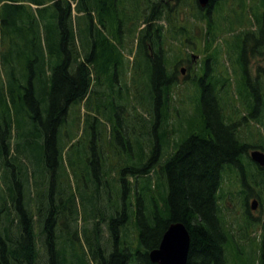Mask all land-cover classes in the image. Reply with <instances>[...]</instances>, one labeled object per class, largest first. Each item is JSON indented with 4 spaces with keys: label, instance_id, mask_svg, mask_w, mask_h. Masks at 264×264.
Wrapping results in <instances>:
<instances>
[{
    "label": "trees",
    "instance_id": "trees-1",
    "mask_svg": "<svg viewBox=\"0 0 264 264\" xmlns=\"http://www.w3.org/2000/svg\"><path fill=\"white\" fill-rule=\"evenodd\" d=\"M91 1L77 0L76 6H73V0H35L32 3L37 7L34 8L19 0H0V50L7 44H9V50L14 53L22 52L24 47L27 50L25 64L22 59L17 62L15 56L11 59H7L5 54L0 56V67L4 74L8 76L11 70L12 83L6 89L13 96V102L16 104V108L9 106L3 96L6 92L0 86V120L3 123V125L0 123V167L4 168L3 179L6 184L5 188L0 187V264H36L39 253L33 212L28 209V202L24 200L20 179H18L20 185L18 196L12 192L11 170L16 163L12 153V126L18 112L24 110L25 103L30 104L29 95L31 98L48 101L47 122L41 120L38 109L33 115L25 112V121L30 119L32 126L34 124L44 126V133L32 132L27 136L28 139L31 138L32 144L42 148V164L44 165L46 159L47 168L55 172V166L59 159H62L58 127L66 120L70 105L86 97L91 81L90 65L98 66V58L100 62L106 59L108 62L117 60L118 56L113 43L107 37L98 40L103 47L102 52L97 51L98 41L95 40L90 52L86 47L82 48L84 51L79 52L76 47L71 21L72 13L76 9L78 13L87 14L90 21L88 25H94L89 8ZM129 1L137 7L136 18L140 19L139 2L142 0ZM226 1L228 0H210L209 7L216 3L215 12L218 13L216 17H226L223 14L225 12L220 13L221 6ZM95 2L101 9L111 11L114 21L116 20L118 24L116 32L122 34L119 12L123 13L121 17L123 20L124 11H121L120 7L124 9L126 1L95 0ZM49 7L54 10L49 17L44 18L49 21L44 28L49 32L47 47V53L50 56L49 64L54 67L48 72L43 65L47 58L38 50L40 37L38 18L42 11ZM164 11L162 5H155L149 13L146 12L148 14L142 15L143 24H145L142 31L146 32L142 42L147 48L148 40L151 44L152 41L162 38L163 25L158 24L157 21L164 17ZM131 18L132 16L128 14L126 22H129ZM210 19L207 34L201 37L206 39L208 47L220 37L222 30L227 31L225 26L217 31L213 23L215 20H212V17ZM213 19L216 18L213 17ZM100 21L105 26L103 18ZM233 30L228 29V31ZM33 43L37 44V49ZM30 45H35L34 50ZM207 46L204 50L206 59H211L209 64L211 66L212 63H217L215 59L220 52L217 50L209 52L210 49ZM146 55L153 62L150 95L156 102L154 108L156 125L165 124L169 119L173 87L177 82L172 77L173 74L169 70L168 60L162 49L150 51L148 48ZM247 67L244 68L246 74H248ZM112 77L115 80L117 73ZM35 79L42 87L41 94L39 97L36 96L37 98L34 97L37 93L34 92ZM197 84L200 88V102L197 99L200 117L190 118L186 128L181 126L175 130L164 129L156 142H152L150 155L143 148V154L137 155L136 162L130 150L131 143L127 141L126 148L121 142L124 149H128V154L120 155L118 162L113 160L114 162L104 167L108 158L103 157V151L96 144L88 145L82 152L80 162L83 166L80 170L86 175L92 172L91 168L93 169L96 176L89 182L95 188L96 194L102 195L99 189L102 184H105L110 189L105 191L107 193L111 191L113 194L115 190L118 203L121 201V206L118 204L115 209L123 208L122 212L115 210L109 218L108 227L114 248L108 255L104 253L98 234L99 225L104 219L99 220L100 223L97 221L94 223L93 233L90 237L88 236V242L91 246L92 258L97 264H157L150 260L149 251L159 246L168 226L178 221L183 222L191 234L188 264H229L227 251L230 247L231 252L240 261L239 264H257L253 256L251 258V255L238 254L237 238L231 224H225L220 200L223 198L224 173L227 169L235 170L240 175L248 192L253 193L256 190L257 195L264 193V167L256 168L254 163L245 158L250 148L262 147L243 141L238 134L237 125L226 121L222 99L218 94L221 81L217 77L205 78L204 74ZM110 89L115 91V85H111ZM241 93L244 95L243 90ZM15 95L18 96V100L15 99ZM249 108L252 116L255 117V100L251 102ZM144 118L148 119L145 116ZM177 135H180L179 139H176ZM171 136H174L175 140H171ZM23 137L25 135L22 133L18 139V146ZM42 137H44L43 143H40ZM172 143L174 150L167 156L164 155L165 145L167 147ZM135 163L140 165H133ZM112 172L118 173V175L115 174L113 183L109 179ZM22 173L27 175V171L24 172L20 168L18 175ZM247 191H245L246 197L250 195ZM130 197L135 198V201H131ZM54 202L58 203L57 198H53L50 204L46 201L47 213L50 206L51 209L56 207ZM9 204L14 209L10 208ZM40 210L39 207L38 211ZM62 212L63 209H60L56 214L59 215ZM117 213L120 215H116ZM47 216L48 214L45 218L39 219L40 223L43 222L42 233L51 254L50 264H64L65 259L62 253L55 246L58 240L55 227L53 228L50 224ZM130 222H134L137 229L139 246L135 249L125 243L119 232L123 223L125 225ZM254 222L255 220L248 216L246 228ZM257 259L258 264H264V235L258 247Z\"/></svg>",
    "mask_w": 264,
    "mask_h": 264
},
{
    "label": "rangeland",
    "instance_id": "rangeland-1",
    "mask_svg": "<svg viewBox=\"0 0 264 264\" xmlns=\"http://www.w3.org/2000/svg\"><path fill=\"white\" fill-rule=\"evenodd\" d=\"M19 1L26 5L30 4L34 8L37 7V5L32 3L35 0ZM256 2L257 0H228L223 3L220 13L225 12L224 14L228 19H231L230 15L232 13L234 17L225 26V30L227 31L223 32L222 30L219 34L220 37L214 42L217 45H214L209 52L213 50L220 52L219 56L215 59L217 63H212L211 66L213 69L216 65L214 73H217L216 77L221 81V87L217 90L219 98L222 99L227 121L239 124L238 134L243 140L261 146V143L264 142V112L262 110L264 108V73L262 71L264 69V45L261 46L263 50L261 49L260 53L245 52L237 48V46L243 47L239 44L243 42L241 36L244 35V32H251L257 38L261 35L264 36V13L262 12L261 15L257 14ZM139 3V10L141 11L140 19L136 18L135 9L137 7L131 1L126 0L124 9L122 6L120 7L121 11H124L123 20L121 18L123 13L118 11L120 13L119 18L122 21V34L116 32L118 24L116 20L114 21L111 11L104 8L101 9L95 0H92L89 4L94 25H88L90 21L87 14L78 13L76 9L72 13L71 21L74 28L76 47L79 52L81 50L84 51L83 47H86L89 52L92 51L93 40L98 41L103 37H107L113 43L118 57L117 60L113 59L110 62L107 59L100 62L98 58V66L90 65L91 81L86 97L70 105L66 120L59 124L58 127L61 139L59 140V147L62 159H59L58 164L55 166V172L47 168L46 159L44 165L42 164V148H37L38 146L36 147V144H32L31 138L29 137L28 139L27 136L32 132L44 133V126L40 124L32 126L30 119L25 121V112L28 115H33L36 113L35 110L38 109L41 120L47 122L49 115L48 101L31 98V95H29L30 104L25 103L24 110L18 112L15 118L12 126V153L14 154L16 163L14 169L11 170L12 192L15 196H18L20 187L18 179H20L24 200L28 202V209L33 212L37 231L36 243L39 253L36 264H50L51 254L42 233L43 222L40 223L39 219L45 218L47 214L50 224L53 225V228L55 227V233L58 236L55 246L61 251L62 257L65 259L64 264H97L92 258L91 246L88 242V236L90 237L93 233L92 229L95 221L100 223L99 220L104 219L99 225L100 231L98 233L104 253L108 255L114 248L111 231L108 227L109 218L114 214L115 210L122 212L123 208L119 207L115 209L118 204L121 206V201L118 203L115 190L113 194L111 193V197H109L107 196L109 194L107 191L110 189L102 185L99 189L102 195L96 194L95 188L89 182L90 180H94L96 176L92 168V172H88L86 175L84 172H81L80 168L83 164L80 162V156L88 145L93 146L96 144L103 151V157L105 159L108 158L106 164L104 163V167H106L107 164L109 165L115 160H117L115 162H118L120 155L128 154V149H124V146L128 147L126 143L128 141L131 143V153L135 156L133 160L136 161L138 160L137 155L143 154V148L150 155L153 143L156 142L157 137L164 129L175 130L181 126L186 128L188 127L190 118L200 117L197 108V99L200 102V88L188 76L189 69L195 73L196 65L201 63L205 58L206 51L200 46L201 43L193 37L195 34H191L190 41L195 40L199 44L196 47L197 50H194V47H191L189 43L190 41L183 39L180 33L183 32L182 29L178 30L176 39L172 40L169 38L173 35L172 26L175 23L182 24L185 28H190L192 33L204 34L201 29V27H204V21L197 18L194 19L191 16V12H198L196 3H187L181 0H142ZM76 4L77 0H73V6H76ZM155 5H162L165 9L163 13L164 17L158 19L157 23L163 25L161 38L163 51L168 60L169 70L177 82L172 91L173 98L170 101L169 119L165 124L162 123L160 125H156L154 113L156 102L152 100L153 97L151 99L150 95V78L153 62L146 55L148 48L150 51L156 49L153 50L150 47L149 40L148 48L142 42L143 35L146 37V32H143L141 28V26L144 27L143 13L148 14L152 6ZM53 10L52 7L46 8L38 18L40 26L38 50H40L41 55H45V58H47L44 64H42L45 65L48 72L54 66L49 64L50 56L47 53L49 32L44 28L49 21L44 18L49 17ZM171 12H179L180 14L184 12V19L182 20L181 16L172 18ZM128 14L132 18L129 22H126ZM217 14L215 13L214 17ZM217 17L221 18L220 16ZM101 18H103L105 26L102 25ZM230 28L234 30L228 31ZM181 39L184 40V43L181 42ZM233 40H236V46H234V43L228 44V41L230 43ZM35 45L37 49V44ZM30 46L34 50L35 47L33 45ZM102 48L101 43L98 41L97 51H104ZM26 51V47H24L22 52L14 53L9 50V44H7L0 50V56L5 54L7 59L15 56L17 62L22 59L25 64ZM191 55L197 57V61L194 63L195 67L193 68H190V64L187 65L183 61L184 57H190ZM183 67L186 69L185 73L181 72V68ZM246 67L249 74H246L244 70ZM203 72L201 69L198 76L203 75ZM115 73H117L116 79L118 80L114 84L116 79L114 80L112 76ZM257 76L259 77L257 78ZM249 77H251L250 82ZM10 83H12L11 70L7 76L4 74L2 67H0V86L6 92L4 93L3 90V96L8 101L10 107L16 108L13 96L6 89ZM111 85H115V91L110 89ZM242 90L244 94L250 91L252 95H255L254 113L259 112L258 116L250 117L247 110L245 99L251 98L252 101L254 97L247 96L240 101V98L244 96L241 93ZM35 91L37 93L34 94V97H39L42 87L37 79L34 81ZM261 93V97L258 98ZM15 99L18 100L17 95H15ZM246 115H248L247 119L243 120V117H246ZM144 116L148 119L145 120ZM0 123L3 125L1 120ZM22 133L25 137H23L20 142L21 144L18 146V139ZM175 137L179 139L180 135ZM175 137L171 136V140H175ZM43 139L44 137L40 139V143H43ZM93 140L97 142H93ZM121 142H123L124 146ZM118 148L121 154L118 153ZM260 149H263V147ZM173 150V143L167 147L165 145L164 155L167 156ZM245 158L251 161L249 152ZM136 164L140 165V163L133 165ZM20 168L24 172L26 170L27 175L25 173L18 175ZM98 169L96 166V170ZM3 174L4 168L1 166L0 187L5 188L6 184ZM115 174L118 175L117 172H112L109 176L111 183L115 180ZM243 187L240 175L235 170L227 169L224 173L223 198L220 200L222 217L226 221L225 224H231L233 232L236 235L238 254L251 255V258L253 256L258 264V247L264 235V193H260L259 196L256 190H254L255 192L246 197L245 191L248 188L244 187L243 189ZM53 198H57L58 203L54 202L56 207L51 209L50 206L47 213L48 207H46V201L50 204L53 202ZM130 200L135 201V198L130 197ZM254 202L256 203V208H253ZM246 203L249 215L253 218L252 220H255L251 225L253 227H248L249 230L245 226L247 221ZM9 206L14 209L10 204ZM39 207L41 208L40 212L38 211ZM58 208L59 210L63 209V212L59 215L56 214L59 211ZM123 225L124 223L119 228L122 239L133 249L137 248L139 244L134 222ZM13 228L15 229V226ZM227 256L229 264L240 263L231 252V247L227 251Z\"/></svg>",
    "mask_w": 264,
    "mask_h": 264
},
{
    "label": "flooded vegetation",
    "instance_id": "flooded-vegetation-1",
    "mask_svg": "<svg viewBox=\"0 0 264 264\" xmlns=\"http://www.w3.org/2000/svg\"><path fill=\"white\" fill-rule=\"evenodd\" d=\"M173 1H178V0H173ZM181 1H183V2L186 1L187 3H190V2L191 3H196L198 12H191V16L194 19L197 18V19H200L201 21H204L203 22V26L204 27H201V29L204 32V34L205 33L207 34V30H208V26H209V20L211 21L210 17H212V20H215V22H213V23H214L215 28H216L217 31H219V28H221L223 26H226L230 22L228 18H218L217 17L216 19H213L214 14H215V10H216V3L213 4L211 7H209L210 6L209 5L208 7L204 8L203 6H201L199 4V1L198 0H181ZM256 10H257V14L258 15H261L262 12L264 13V0H257V2H256ZM170 15H171L172 18H175L176 16H181V19L183 20L184 19V16H185V13L183 12V13L180 14L179 12H171ZM232 17H234L233 16V13L230 15V18L231 19H232ZM172 29H173V35L170 36V39H172V40L173 39H176L175 37L177 36L178 30L182 29L183 32H180V33L183 36V39L184 40L186 39V41L187 40L190 41V38H191L190 35L191 34L192 35L195 34V35H193V37L195 39H197V41L199 43H201L200 46L203 47L204 49L206 48V46H207L206 39H201V36H203L204 34H202V33L200 34V33H196V32L195 33H192L190 28H185V27H183L182 24H176V23L172 26ZM243 34L244 35L241 36L242 39H243V42H242V44H239V45H242L243 47L240 48V47L237 46V48H239L241 50H244L245 52L249 51L251 53L252 52L260 53L261 52V49H262L261 46L264 45V36L261 35L260 37L257 38L251 32H248V31L247 32H244ZM184 40L181 39V42L184 43ZM197 41L194 40V41H190L189 42L190 45H191V47L192 46L194 47V50H197L196 47L199 46V44L196 43ZM235 41L236 40L230 41L229 44L231 45L232 43H234V46H236ZM180 45H183V44H180ZM214 45H217V43L216 44H213L212 46L210 45L209 47L208 46L207 47L209 49H212L214 47ZM150 47L153 48V49H162L163 50V44L161 43V40L159 38L156 39L155 41H152ZM204 59H205V61H204ZM204 59L202 60L201 63H198L196 65L195 73L191 72V69H189L190 72H189L188 78L191 79V80H194L196 83L198 82L199 78L203 77L204 74H205V78H211V77L212 78H216V76H217V73L216 72L214 73V70L212 69V66L209 65L211 63V59H209V58L206 59V57ZM183 61L187 65L190 64V68H193V67H195L194 63L197 61V57L195 55H191L190 57H184L183 58ZM208 65H209V68H208ZM201 69L204 71L203 72V75L198 76L200 74V72H201ZM262 71L264 73V69ZM259 74H261V72H259ZM172 77L174 78V75H172ZM258 77L259 76H257V78ZM249 82H250V80H249ZM261 95H262V93L260 94V96H258V98H260ZM247 96L250 97V96H255V95H252V93L250 91H248L247 92ZM250 99L251 98L248 99L247 106H249L248 103H249V100ZM249 143L251 144V142H249ZM115 147H117V146H115ZM94 150H95V147H94ZM118 153L121 154L119 148H118ZM257 167H258V165H257ZM109 197H111V192L109 193Z\"/></svg>",
    "mask_w": 264,
    "mask_h": 264
},
{
    "label": "water",
    "instance_id": "water-1",
    "mask_svg": "<svg viewBox=\"0 0 264 264\" xmlns=\"http://www.w3.org/2000/svg\"><path fill=\"white\" fill-rule=\"evenodd\" d=\"M206 7L210 0H199ZM185 72V68H182ZM252 159L264 166V151L255 149L251 151ZM256 208V203H253ZM191 245V234L183 222H172L164 232L158 247L149 251V258L157 264H188V256Z\"/></svg>",
    "mask_w": 264,
    "mask_h": 264
},
{
    "label": "bare ground",
    "instance_id": "bare-ground-1",
    "mask_svg": "<svg viewBox=\"0 0 264 264\" xmlns=\"http://www.w3.org/2000/svg\"><path fill=\"white\" fill-rule=\"evenodd\" d=\"M126 1V0H125ZM128 3V2H127Z\"/></svg>",
    "mask_w": 264,
    "mask_h": 264
}]
</instances>
